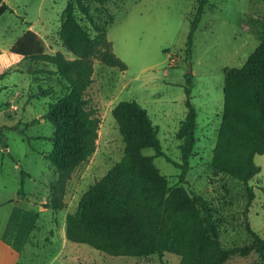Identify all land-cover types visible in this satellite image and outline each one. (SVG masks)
I'll return each mask as SVG.
<instances>
[{"label": "rangeland", "instance_id": "1", "mask_svg": "<svg viewBox=\"0 0 264 264\" xmlns=\"http://www.w3.org/2000/svg\"><path fill=\"white\" fill-rule=\"evenodd\" d=\"M4 2L14 12L0 15V48L10 46L32 22L48 51L61 50L67 57H74L59 34L68 0ZM84 2L97 25L108 24L107 37L113 51L127 65L126 70H120L94 61L93 82L86 97L97 110L101 124L92 156L73 172L58 170L46 157L53 146L50 137L55 129L49 120L38 118L44 115L48 102L66 89L58 75L41 72L38 79H33L35 76L27 70L29 60L22 58L17 64L4 67L2 72L8 74L0 79L4 84L0 88L1 107L11 106V116L19 119L16 128L5 130L8 148L0 145L3 194L13 198L21 190L22 171L27 173L23 191L29 197L33 192L50 190L46 202L50 216L45 219L47 224L50 220L52 234L47 235L46 242L31 241L36 249L44 245L40 246L41 255L35 264H179L180 257L170 252L162 257L113 256L85 243L63 242L64 218L76 210L82 194L124 153L125 142L112 114L113 107L124 99L137 100L158 126L165 155L154 157V162L168 177L170 186L183 185L193 195L209 200L219 221L223 246L250 243L247 223L264 236V153L255 156L261 170L250 181L252 197L240 181L216 173L211 167L224 110V70L242 66L264 40V0H210L195 32L188 61L185 47L196 0ZM76 14L88 34L94 36L93 25L79 11ZM38 67L50 69L51 65ZM186 72L193 75L192 101L198 126L187 182L180 183L181 169L173 161L179 162L181 156L177 132L187 114ZM8 82L10 85L5 84ZM41 89H50L51 93L43 96ZM144 153L153 155L155 151L146 148ZM56 201L62 205L59 209L54 206ZM32 209L36 212L37 205ZM47 228L48 225L40 231L39 238L46 236ZM224 264H262V259L252 252L248 256L235 255Z\"/></svg>", "mask_w": 264, "mask_h": 264}, {"label": "trees", "instance_id": "2", "mask_svg": "<svg viewBox=\"0 0 264 264\" xmlns=\"http://www.w3.org/2000/svg\"><path fill=\"white\" fill-rule=\"evenodd\" d=\"M96 1L104 3V0ZM209 4L210 0H196L185 47L187 61L192 55L195 32ZM6 11L14 12V9L0 0V15ZM77 11L93 25L94 36L81 24ZM107 27L108 24L102 27L96 24L84 0H68L59 34L73 58L61 50L48 51L44 39L32 29L26 30L10 48L29 60L27 70L35 76L33 79L46 72L58 75L65 84V91L49 101L44 115L38 118L49 120L55 129L50 137L53 146L46 157L62 172H73L97 148L101 118L86 97L93 82L94 61L120 70L127 68L113 51ZM38 64H48L51 68ZM4 74L8 73L0 74V78ZM185 77L187 114L177 132L181 140L180 161H173L181 169L180 183L187 182L198 126L197 109L192 101L193 75L186 72ZM50 93V89L40 91L43 96ZM112 114L125 142L124 153L82 194L76 210L67 214L68 240L88 244L113 256L158 254L162 257L170 252L180 257L179 264H224L235 255L256 252L264 264V236L249 223L251 242L225 247L209 200L203 195H193L183 185L170 186L168 177L154 162V157L164 156L165 151L158 126L145 107L135 99H124L113 107ZM17 126H0V145L8 148L5 130ZM146 148H153L155 153L145 154ZM263 153L264 40L242 66L224 70V110L211 167L216 173L240 181L252 197L250 181L261 170L255 156ZM26 175L22 171L20 193ZM54 206L59 209L62 205L56 201Z\"/></svg>", "mask_w": 264, "mask_h": 264}, {"label": "crops", "instance_id": "3", "mask_svg": "<svg viewBox=\"0 0 264 264\" xmlns=\"http://www.w3.org/2000/svg\"><path fill=\"white\" fill-rule=\"evenodd\" d=\"M28 29H32L39 33V31L34 28L32 22L31 25H28L26 30ZM26 30H24V32ZM22 34L18 38H20ZM18 38L7 48H0V74H3L2 71L4 67L15 65L22 60V55L10 50L11 46ZM14 72H16V70H14ZM4 80L7 81V79ZM5 84L10 85L9 82ZM13 84L16 85L15 83ZM3 85L4 84L0 82V88L3 87ZM1 106L0 104V126L16 125L19 119L17 115L14 117L11 116V106L8 108H2ZM3 193L4 191L2 187H0V264H35L38 257L41 255L42 250L40 246L44 245H38L36 249V247L31 244V241L42 240L46 242L47 235L52 234L50 220H48L47 224L45 219L46 215L50 216V207L46 203L50 196V190H48L47 193H45L44 190L41 192L38 191L36 194L33 192L31 197L24 191L20 193V190L14 194L15 197L13 198H10L11 196L7 198ZM41 203L46 204L43 205ZM36 205L38 210L35 212L32 208ZM47 225L46 236L39 238L38 235L40 231L44 230ZM62 232L63 242L67 243L66 218H64L63 221Z\"/></svg>", "mask_w": 264, "mask_h": 264}]
</instances>
